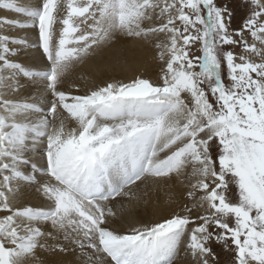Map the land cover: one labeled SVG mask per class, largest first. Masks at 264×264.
Segmentation results:
<instances>
[{
  "label": "snow or ice",
  "instance_id": "snow-or-ice-1",
  "mask_svg": "<svg viewBox=\"0 0 264 264\" xmlns=\"http://www.w3.org/2000/svg\"><path fill=\"white\" fill-rule=\"evenodd\" d=\"M238 6L0 0V264H264V0ZM158 185L169 215L115 227Z\"/></svg>",
  "mask_w": 264,
  "mask_h": 264
},
{
  "label": "bare ground",
  "instance_id": "bare-ground-1",
  "mask_svg": "<svg viewBox=\"0 0 264 264\" xmlns=\"http://www.w3.org/2000/svg\"><path fill=\"white\" fill-rule=\"evenodd\" d=\"M34 2L35 0H19L21 5H28ZM0 16H6L11 19H24L22 16L7 11H0ZM7 34L24 35L25 30L15 29ZM28 34L31 35V33ZM130 47L136 50L137 70L150 77L152 81L155 82L158 78L159 67L157 61L153 58V51L151 49L143 48L142 45L134 41L130 42ZM37 62L41 67L46 63L45 60L39 57L37 58ZM97 69L98 65L91 60L82 65H77L65 81V88L67 89L73 84H77L81 87V92H83V90L89 86L102 83L107 79V76H101ZM115 75L117 78L127 80L133 75V72L118 70ZM176 191H182V189L164 188L163 186L158 185L156 186L155 191H152L151 188L149 189L150 195L147 204L143 202L137 204L135 202L125 201L128 205V211L124 213V217L121 219L120 212L116 209L118 215L115 227L123 231L126 230L129 225L135 224L138 221L159 220L162 217L169 215L173 210L172 207L169 206V197ZM69 259H71V257H69Z\"/></svg>",
  "mask_w": 264,
  "mask_h": 264
},
{
  "label": "rangeland",
  "instance_id": "rangeland-1",
  "mask_svg": "<svg viewBox=\"0 0 264 264\" xmlns=\"http://www.w3.org/2000/svg\"><path fill=\"white\" fill-rule=\"evenodd\" d=\"M239 4H240V0H231V6L235 9V15L232 21V28H237L241 22L243 10L238 6ZM237 51H239V49H237ZM221 248L222 247L220 245L217 244L213 245V250L217 254L219 264H230L231 254L228 253L223 248L222 249Z\"/></svg>",
  "mask_w": 264,
  "mask_h": 264
}]
</instances>
